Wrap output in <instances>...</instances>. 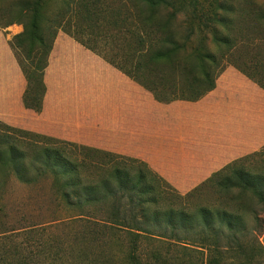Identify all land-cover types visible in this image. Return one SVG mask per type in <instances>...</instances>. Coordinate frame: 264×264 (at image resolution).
Returning a JSON list of instances; mask_svg holds the SVG:
<instances>
[{
  "label": "trees",
  "instance_id": "obj_1",
  "mask_svg": "<svg viewBox=\"0 0 264 264\" xmlns=\"http://www.w3.org/2000/svg\"><path fill=\"white\" fill-rule=\"evenodd\" d=\"M2 3L8 17L0 28L23 26L10 44L28 81L24 104L37 112L59 32L164 103L205 96L238 51L255 52L264 61V2L258 0ZM14 180L26 186L50 183L54 202L66 212L54 225L89 227L91 247L49 238L53 225H42L25 231L41 236L25 253L19 246L12 249L14 231H7L0 233V264H35L38 256L40 264H263L257 234L264 230V172L251 173L238 162L204 183L216 189L217 205H188L181 195L169 196L166 186H171L143 162L0 121V209ZM248 198L254 204H247Z\"/></svg>",
  "mask_w": 264,
  "mask_h": 264
},
{
  "label": "crops",
  "instance_id": "obj_2",
  "mask_svg": "<svg viewBox=\"0 0 264 264\" xmlns=\"http://www.w3.org/2000/svg\"><path fill=\"white\" fill-rule=\"evenodd\" d=\"M22 31L0 28V121L9 126L143 162L182 194L264 147V89L237 69L196 101L164 103L65 33L44 72L42 110L27 108L10 44Z\"/></svg>",
  "mask_w": 264,
  "mask_h": 264
},
{
  "label": "rangeland",
  "instance_id": "obj_3",
  "mask_svg": "<svg viewBox=\"0 0 264 264\" xmlns=\"http://www.w3.org/2000/svg\"><path fill=\"white\" fill-rule=\"evenodd\" d=\"M258 1L264 2V0ZM10 3L11 0H3L1 6L6 7ZM7 17L8 16L5 14L4 8L0 9V25L6 21ZM234 61L235 62H228L226 64L224 63L223 67L221 68L222 71L219 74H222L228 68H235L238 71H245L249 73L253 81L264 87L263 56L258 57L255 52H250L249 54H247L245 51H238L235 54ZM88 155L90 156V158H92V160L97 158V154L95 153H90ZM235 162H238V165L240 167L245 168L246 171H249L251 173H263L264 147L260 151L248 155ZM165 182L170 185L167 181ZM170 186V188L166 186V190L169 196L179 198V195H181L183 196L182 201L188 205L213 207L220 202L216 193V189L211 186V184L203 183L193 191L186 194H182L174 189L172 185ZM52 193L53 191L50 183H41L35 186H26L16 180L10 183L7 191L4 194V206L2 207V209H0V233L14 231V239H11L9 241V245L12 247V249L14 246H19L23 249V252L28 253V251L30 249H33L35 245L33 244V242L36 240H40L41 236L34 235L30 237V235H25L24 233L29 227H41L42 225H53L48 226L49 230L46 234L47 237L56 239L57 241H60L65 245H74L75 247H79L80 244H85L86 247L84 248H87L88 250L90 249L91 244L87 240H90V238L86 235L87 231H89V227H84L76 224H58L57 226L54 225L59 222H54L53 220H55L57 216L66 215V212L58 206L59 204L57 202H54ZM246 201L247 204H254V201L251 198L246 199ZM246 222L248 225H250L251 218L246 217ZM257 239L264 246V230L261 233L257 234ZM81 240L84 243H80ZM160 247L164 248L162 246ZM34 249L36 250L37 248ZM114 250L115 249H113V251ZM33 261L36 262L35 264L41 263L39 261V256L35 257ZM261 261L264 264V255L262 256Z\"/></svg>",
  "mask_w": 264,
  "mask_h": 264
}]
</instances>
